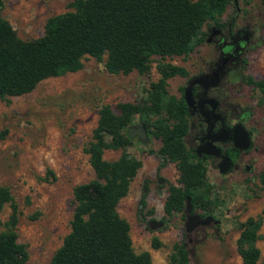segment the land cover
Returning <instances> with one entry per match:
<instances>
[{"label":"rangeland","instance_id":"374dc122","mask_svg":"<svg viewBox=\"0 0 264 264\" xmlns=\"http://www.w3.org/2000/svg\"><path fill=\"white\" fill-rule=\"evenodd\" d=\"M73 1L4 0L2 17L21 40H35L43 36L48 18L72 11L69 4ZM235 1L237 4L230 0L221 18L226 21L236 15L234 26L249 24L253 30L240 76L264 80V0ZM211 54V46L201 43L187 56L154 57L146 75L109 74L104 68L106 56L101 62L86 57L78 72L48 78L30 93L0 101V130L7 131L0 140V187L9 189L18 206V242L27 248L26 264H49L70 232L75 207L73 189L94 179L84 148L91 140L100 108L108 105L118 115L120 104H143L150 84L159 77L156 70L159 62L194 72ZM179 83L176 78L169 80L170 95H176ZM231 94L237 102L250 106L247 124L253 133V146L226 175L219 173L217 161L208 160L207 179L219 206L210 216L200 219L193 230L186 231L185 214L170 218L164 215L168 187L178 186L179 176L174 164L163 165L155 154L160 140L147 134V140L142 142L135 136L126 149L141 161L142 167L117 210L130 225L134 252H148L151 264H170L168 257L173 246L181 242L188 250L190 264H242L236 250L240 224L257 216L264 207V190L258 182V175L264 170V104H259L261 93L241 78ZM139 125L141 122L135 117L131 127ZM121 152L108 150L104 159L116 160ZM145 183L147 210L153 209L154 213L146 215L143 221L139 216V200ZM10 212L6 205L0 214L2 221L7 220ZM195 214L202 211L196 210ZM208 217L211 219L207 224H202ZM163 218L167 220L162 225ZM260 234L262 239L257 247L261 256L257 264H264V222ZM154 238L160 244L158 248L152 247Z\"/></svg>","mask_w":264,"mask_h":264},{"label":"trees","instance_id":"16d2710c","mask_svg":"<svg viewBox=\"0 0 264 264\" xmlns=\"http://www.w3.org/2000/svg\"><path fill=\"white\" fill-rule=\"evenodd\" d=\"M0 0V101L30 93L48 78L75 73L83 68L86 57L101 62L106 56L107 73L146 75L154 57L187 56L204 41V27L226 12L230 0H74L72 11L46 20L42 37L24 41L2 17ZM236 18H234V21ZM157 81L143 104L124 103L120 113L108 105L98 112V121L90 142L84 148L94 179L73 189L75 202L70 232L53 254L49 264H151L148 252L136 254L130 237V225L121 218L117 207L127 196L130 185L142 167L140 160L126 149L132 138L128 130L135 117L147 134L161 142L155 154L163 165L174 164L179 185H169L163 206L165 217H184L187 201L191 213L201 210L199 218L210 216L219 206L218 197L207 179V157L198 158L188 148V112L183 98L168 93V79L185 76L184 68L159 62ZM248 86L257 89L264 104V80L243 77ZM152 128L153 131H149ZM7 135L0 130V140ZM121 150L112 161L104 159L106 151ZM154 153L153 151L150 152ZM235 153V152H234ZM231 160L234 155L227 152ZM162 164L159 166L160 171ZM51 174V173H50ZM264 190V170L258 175ZM147 186L139 200V216L145 221ZM8 205L6 221L0 218V264H26L29 255L18 242L20 212L10 191L0 187V214ZM146 213L144 214V211ZM165 218L160 222L166 223ZM264 222V207L255 217L240 224L236 250L242 264H257L261 252L257 242ZM160 246L156 238L152 247ZM170 264H190L184 243H176L168 257Z\"/></svg>","mask_w":264,"mask_h":264},{"label":"flooded vegetation","instance_id":"af4514ba","mask_svg":"<svg viewBox=\"0 0 264 264\" xmlns=\"http://www.w3.org/2000/svg\"><path fill=\"white\" fill-rule=\"evenodd\" d=\"M233 3L237 4L235 0ZM235 16L226 21L220 18L217 23L206 25L203 29V43L211 46L212 54L202 61L198 70H185V76L172 77L180 82V86L176 87V98H183L185 102V89L191 88L193 102L192 107L187 108L189 131L185 138L186 145L195 153L196 148L206 142L209 125L212 128L211 136L217 135L219 131H226L230 139L223 143L215 142L214 145L226 156L227 152L232 155L236 153L234 161L229 158L232 161V170L236 168L241 155L246 153L233 146L234 127L243 125L250 133L253 143V133L247 124L251 117L250 106L237 102L231 94L237 80L242 79L240 69L246 64L244 54L251 43L253 30L249 24L237 23L234 26ZM201 112L209 117L203 116ZM214 116L217 118L213 119ZM202 157L217 161V164L220 161L210 156Z\"/></svg>","mask_w":264,"mask_h":264},{"label":"water","instance_id":"95a60500","mask_svg":"<svg viewBox=\"0 0 264 264\" xmlns=\"http://www.w3.org/2000/svg\"><path fill=\"white\" fill-rule=\"evenodd\" d=\"M184 99L187 105V108L190 109L192 107L193 98L191 95V88L188 87L185 89L184 92ZM201 114L205 117H209L208 114L201 112ZM217 117H213V119H216ZM212 128L209 125L208 131H207V137L206 142L199 145V147L196 148L195 153L198 158H201L202 156H210L215 159H220V161L217 164L218 171L221 175H226L232 170V161L227 157L226 155L222 154V151L220 148L215 147V142H226L229 140L228 133L225 131H219V133L215 136H211ZM128 135L130 138H133L135 136L138 137V139L142 142H145L147 140V132L143 126H138L136 128H129ZM219 136V137H218ZM233 140V146L237 150L243 152L249 151L252 146V139L250 133L247 131V129L241 125L238 124L234 127V136L232 137ZM248 169V168H247ZM185 216L187 217L186 222V231L189 232L193 230L197 225L200 223V218L197 214L191 213V205L189 200L187 201L186 208H185ZM211 218H206L205 221L202 222V224H207V221H209ZM154 228V227H153Z\"/></svg>","mask_w":264,"mask_h":264}]
</instances>
